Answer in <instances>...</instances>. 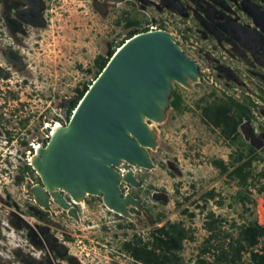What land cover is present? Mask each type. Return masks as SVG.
<instances>
[{
  "label": "rangeland",
  "instance_id": "obj_1",
  "mask_svg": "<svg viewBox=\"0 0 264 264\" xmlns=\"http://www.w3.org/2000/svg\"><path fill=\"white\" fill-rule=\"evenodd\" d=\"M29 4L0 0V264H138L125 243H152V234L170 223L187 233L182 264H196L200 256L213 261L202 250L227 246L244 224L264 226V179L256 177L264 168V0H40L38 23L20 12ZM130 21L137 24L129 27ZM151 27L171 33L200 76L190 87L174 84L181 109L171 106L157 125L153 167L134 168L140 186L121 185L142 208L130 206V219L88 196L76 206L80 220L54 203L45 211L30 192L41 183L31 147L46 139L44 128L69 123L79 91L99 73L97 59ZM67 98L75 102L64 114ZM229 98L256 104L238 140L226 139L206 117L207 108ZM249 146L256 151L255 176L242 189L214 162L231 171L241 155L251 156ZM239 192L255 203L239 202ZM211 224L215 240L208 244ZM242 261L248 264L250 254Z\"/></svg>",
  "mask_w": 264,
  "mask_h": 264
},
{
  "label": "water",
  "instance_id": "obj_2",
  "mask_svg": "<svg viewBox=\"0 0 264 264\" xmlns=\"http://www.w3.org/2000/svg\"><path fill=\"white\" fill-rule=\"evenodd\" d=\"M28 1L30 5L40 4V0ZM20 12L34 13L40 22L43 21L42 14L36 9ZM189 70L196 74L192 77L197 81L200 76L197 62L167 31L134 34L117 49L77 105L69 121L74 128L73 134L57 140L50 151L51 161L44 168L45 175L53 182L90 191L101 189L103 194L95 196L102 198L109 208L120 207L122 196H125L128 204L141 209L142 204L137 198L131 194L129 197L123 195L117 164L124 159L128 167L133 162L145 169L151 167L140 146L151 141L141 114L158 116L160 110L156 99L165 91L169 92L170 98L172 96L169 78L181 80ZM74 102L73 98L64 101V114ZM168 104L171 105V100ZM44 132L48 134V128H44ZM51 142L52 138L44 142L45 149ZM39 178V185L44 189V178L42 175ZM124 179H128L131 186L141 185L134 174ZM116 213L126 217L121 212Z\"/></svg>",
  "mask_w": 264,
  "mask_h": 264
},
{
  "label": "trees",
  "instance_id": "obj_3",
  "mask_svg": "<svg viewBox=\"0 0 264 264\" xmlns=\"http://www.w3.org/2000/svg\"><path fill=\"white\" fill-rule=\"evenodd\" d=\"M137 23L130 21L129 27L135 26ZM149 31L148 28L142 32ZM137 34V33H135ZM127 36L126 40L121 42L117 49L120 48L127 40L132 36ZM117 49L112 50L108 58L100 56L97 59L99 67V73L94 79L98 78L101 72L105 69ZM91 84H86L82 91H79L77 102L82 100L86 92L89 90ZM174 96L171 100V106L176 109H181L182 99L181 97L172 92ZM77 106L71 108V111H75ZM256 107L254 102H239L234 98H229V102L225 104L214 105L206 109V117L210 123L216 127L221 128L222 134L226 139L238 140L241 135L239 133V127L243 123L244 119H252V108ZM73 113H69V115ZM71 118V117H70ZM250 157L245 160L243 155L235 162L230 171V167L226 165L222 160H216L215 165L221 169L222 173H228L230 178L237 180L239 186L244 189H248L249 181L254 178L252 171V164L256 159V151L254 147L249 146ZM27 169H31L27 166ZM259 181L264 179V168L256 176ZM264 192V184L260 189ZM210 195V194H208ZM238 201L245 206L247 203L254 204L255 200L239 192ZM215 223V222H214ZM209 232L211 233L208 238V244L215 240V228L213 225H208ZM152 243H145L138 240H132L125 243L124 247L128 253L131 254L133 259L138 264H182V259L179 256V252L183 249V243L187 239V233L184 227L180 223H170L161 228V235L156 233L152 234ZM230 241L225 243L215 244L211 243L210 247H206L202 250V255L213 253V261H209L207 258L200 256L196 264H243L242 258L245 253L250 254V261L248 264H264V246L258 247L261 244V240L264 238V226L259 225L256 221H251L244 224L239 231L236 238L229 236ZM215 242V241H214Z\"/></svg>",
  "mask_w": 264,
  "mask_h": 264
},
{
  "label": "bare ground",
  "instance_id": "obj_4",
  "mask_svg": "<svg viewBox=\"0 0 264 264\" xmlns=\"http://www.w3.org/2000/svg\"><path fill=\"white\" fill-rule=\"evenodd\" d=\"M111 1H113V4H117L118 2H120L117 0H111ZM32 4L33 5H30V7L27 8L26 10H32V9L35 10L34 3ZM29 13L27 14L30 15ZM157 30L159 29H156V30L153 29L150 31H157ZM169 34L176 41V38L171 33ZM192 75L196 76V74L192 70H189L185 78L181 80L169 78L170 86L173 88L174 84L178 83L184 87H190L193 82H196L194 81V78L192 77ZM67 99H70V98H67ZM168 101H170L169 92L165 91L161 94L160 98L156 99V102L160 110V114L158 116H148V115L141 114V121L145 124L147 128V132L149 136L151 137V141L147 145L140 144V146L142 147V150L144 154L146 155L151 167L154 165V163L150 156V150L153 151V150H156L157 148V145H158L157 125L162 124L166 120V116L168 113L167 111L171 107V105L168 104ZM64 111L65 110H63V112ZM73 131H74L73 125L68 123L66 126H62L61 123L58 122L52 125L51 129L48 130V137L49 139L52 138L50 147L48 149H45V145L41 146V145L36 144L37 153L36 154L33 153L31 155L30 162H31L32 168L33 169L35 168L34 171L37 173V175L43 176L45 185H44V189H42L41 186L37 184L32 187L30 192H31V195L33 196V199L39 206L45 209H49V200L51 199L53 203L58 205L60 208L64 210H68L70 216L75 217L76 219H79L76 209L73 208L71 204L66 200L63 194V191L66 195H68L71 199H73L78 204L82 203L84 199L88 196H95L96 194H103V191L101 189L90 191L89 189L78 188L74 185L53 182L45 175V170H44V168L47 165H49L51 161L52 156L50 155V151L53 148V146L57 144V140L60 141L61 138L71 136L73 134ZM129 166L130 167L127 166V162L124 159H121V161L117 164L118 169L116 170L120 173V182H121L120 189L123 183L130 185V181L128 179L125 180L124 178L125 176L128 177L130 174H134V176H136L135 171H134L135 167L145 169L144 167L139 166L136 162H133V164H129ZM151 167H146V169H151ZM29 184H30V181H29ZM47 193H48V196H47ZM117 194H120V191H117ZM126 195L129 197L130 193H127ZM130 206L138 208L136 205L128 204V199L125 198V196H122L120 207L119 206L117 207L110 206V208L107 206L106 207L109 211H112L114 213L118 211V212L123 213L127 218L133 219L134 215L130 211V208H129Z\"/></svg>",
  "mask_w": 264,
  "mask_h": 264
},
{
  "label": "flooded vegetation",
  "instance_id": "obj_5",
  "mask_svg": "<svg viewBox=\"0 0 264 264\" xmlns=\"http://www.w3.org/2000/svg\"><path fill=\"white\" fill-rule=\"evenodd\" d=\"M109 2H111L112 4H113V1H111V0H108ZM114 5V4H113ZM30 6V4L29 5H27V6H25V7H23V8H20V10H26L28 7ZM34 7H35V9H36V7L38 8V6H37V4L34 2ZM30 15H28V14H26L25 13V15H24V17L25 18H29V20H31L33 23H38L40 20H39V17L38 16H36L35 14H33V13H29ZM30 21V22H31ZM35 185H37V184H34L33 186H35ZM32 186V187H33ZM66 194H64V196H65ZM68 196V195H67ZM66 198V197H65ZM70 198V197H69ZM71 199V198H70ZM86 199V198H85ZM85 199H84V201L82 202V203H80V204H78V203H76L73 199H71V201H69V200H67V198H66V200L71 204V206L73 207V208H75L76 209V211H77V215H78V218L79 219H76L75 217H73V218H75L76 220H80V214L78 213V210H77V205H83V203H85ZM35 201V200H34ZM36 203V202H35ZM37 204V203H36ZM55 204V203H54ZM52 206H53V201L50 199L49 200V209H45V208H43V207H41V208H43V209H45V211L46 210H52ZM64 210V209H63ZM64 211H66V212H68V210H64ZM131 211V210H130ZM49 212V211H48ZM132 213V212H131ZM68 214H69V212H68ZM117 214V213H116ZM70 215V214H69ZM119 216H121L120 214H118ZM72 217V216H71Z\"/></svg>",
  "mask_w": 264,
  "mask_h": 264
},
{
  "label": "built area",
  "instance_id": "obj_6",
  "mask_svg": "<svg viewBox=\"0 0 264 264\" xmlns=\"http://www.w3.org/2000/svg\"><path fill=\"white\" fill-rule=\"evenodd\" d=\"M153 29H157V28H153V27H151L150 29H149V31L150 30H153ZM46 139H40V140H38V141H35V144H33V146L31 147V149H30V151H29V153H28V155H29V157L31 158V155L33 154V153H37V149H36V144L37 145H41V146H44L45 145V143L44 142H48L49 141V137H48V135L46 134ZM30 161V160H29ZM30 165H31V162H30Z\"/></svg>",
  "mask_w": 264,
  "mask_h": 264
}]
</instances>
